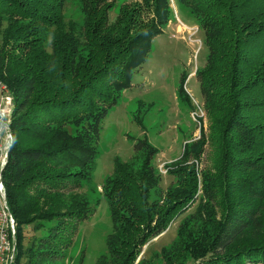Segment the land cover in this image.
<instances>
[{"label":"trees","instance_id":"obj_1","mask_svg":"<svg viewBox=\"0 0 264 264\" xmlns=\"http://www.w3.org/2000/svg\"><path fill=\"white\" fill-rule=\"evenodd\" d=\"M79 3L81 20L66 22V0H0V85L14 105L2 172L13 264H57L72 247L91 216L77 190L91 181L101 122L172 14L170 0H137L110 21L108 0ZM178 4L204 34L207 55L195 77L207 132L200 128V141L167 164L175 181L164 192L152 163L158 151L146 140L128 161L114 159L101 188L113 225L109 258L97 264H134L193 206L162 250L163 264H264V0ZM185 78L178 94L189 107ZM205 147L210 165L200 170ZM27 231L41 235L28 242Z\"/></svg>","mask_w":264,"mask_h":264},{"label":"rangeland","instance_id":"obj_2","mask_svg":"<svg viewBox=\"0 0 264 264\" xmlns=\"http://www.w3.org/2000/svg\"><path fill=\"white\" fill-rule=\"evenodd\" d=\"M108 2L113 6L109 14L110 21H113L122 6L132 5L137 0ZM170 8L171 24L153 39L147 60L132 74L130 88L120 93L116 105L101 122L91 181L77 190L88 198L91 216L79 225L72 247L56 259L57 264H97L101 257L109 258L106 241L113 232V225L101 188L103 181L113 172L115 158L128 161L133 156L135 142L146 140L158 151L152 163L161 177L160 188L164 192L175 181L164 173L167 164L181 158L185 145L190 147L200 141V128L207 132L208 116L195 77V72L204 66L207 55L204 34L189 10L179 5L178 0H170ZM80 13L79 0H66V22L80 21ZM182 75L186 76L182 89L190 101L189 107L179 99ZM198 107L204 115L194 121L192 115ZM136 121H140L143 127ZM204 149L198 165L200 170L210 165L209 149ZM194 209L195 206L191 207L164 233L151 239L142 248L138 263L163 264L162 250L172 246L179 224L194 213ZM26 234L28 242L32 236L41 235L31 231ZM26 263L27 258L23 260V264ZM187 264L196 263L190 261Z\"/></svg>","mask_w":264,"mask_h":264},{"label":"built area","instance_id":"obj_3","mask_svg":"<svg viewBox=\"0 0 264 264\" xmlns=\"http://www.w3.org/2000/svg\"><path fill=\"white\" fill-rule=\"evenodd\" d=\"M13 108L12 96L5 87L0 85V264H13L15 259V222L8 210L2 183V172L7 164L13 140L10 130ZM203 115L198 107L192 117L194 121H197L196 118L200 120ZM198 124L200 125V122ZM137 263L138 260L134 264Z\"/></svg>","mask_w":264,"mask_h":264},{"label":"crops","instance_id":"obj_4","mask_svg":"<svg viewBox=\"0 0 264 264\" xmlns=\"http://www.w3.org/2000/svg\"><path fill=\"white\" fill-rule=\"evenodd\" d=\"M171 21H172V19L169 21V23H168V25L166 26V27H168L170 24H171ZM179 22L181 23V24H183L180 20H179ZM184 26H185V24H183Z\"/></svg>","mask_w":264,"mask_h":264}]
</instances>
